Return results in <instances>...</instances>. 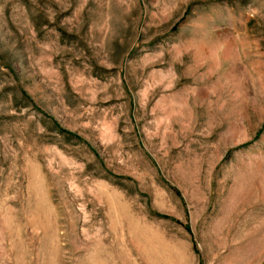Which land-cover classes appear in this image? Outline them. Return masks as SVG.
Returning a JSON list of instances; mask_svg holds the SVG:
<instances>
[{"label": "rangeland", "instance_id": "rangeland-1", "mask_svg": "<svg viewBox=\"0 0 264 264\" xmlns=\"http://www.w3.org/2000/svg\"><path fill=\"white\" fill-rule=\"evenodd\" d=\"M0 264H264V0H0Z\"/></svg>", "mask_w": 264, "mask_h": 264}]
</instances>
